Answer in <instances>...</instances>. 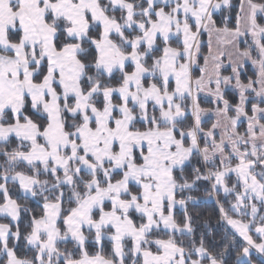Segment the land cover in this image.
Wrapping results in <instances>:
<instances>
[{
	"label": "snow or ice",
	"instance_id": "obj_1",
	"mask_svg": "<svg viewBox=\"0 0 264 264\" xmlns=\"http://www.w3.org/2000/svg\"><path fill=\"white\" fill-rule=\"evenodd\" d=\"M230 7L231 0H0V217L8 220L0 222V264H228L233 253L235 264H256L253 253L264 264V107L246 110L249 92L264 103V2L240 0L235 28L217 27L213 13ZM202 31L210 54L213 34L234 50L232 75H221V51L211 55V72L205 56L202 75L192 78ZM245 61L258 69L247 83ZM222 85L237 90L238 103L225 99ZM201 92L223 104L214 110L226 122L219 141V119L202 127L210 110L201 108ZM241 117L244 133L236 130ZM203 183L232 233L219 252L203 236L187 247L178 238L193 236L188 204ZM29 198L38 214L19 202ZM21 240L32 256L17 254Z\"/></svg>",
	"mask_w": 264,
	"mask_h": 264
},
{
	"label": "trees",
	"instance_id": "obj_2",
	"mask_svg": "<svg viewBox=\"0 0 264 264\" xmlns=\"http://www.w3.org/2000/svg\"><path fill=\"white\" fill-rule=\"evenodd\" d=\"M257 2H264V0H257ZM239 3L240 0H231V7L230 8H222L217 14H213V18L215 22L217 23V27H224L225 25L228 28H235L236 26V15L239 10ZM119 15V13H117ZM225 17H227V20H225ZM258 22L264 24V18L258 17ZM201 39L204 40L205 36H201ZM250 42V40H249ZM176 45V42L174 43ZM239 47L241 50H243L246 45L244 43V39L239 43ZM206 46L203 44L201 46V56L198 59V65L203 64V55L206 54ZM256 53L253 50V56H255ZM198 70L193 71V75H197ZM118 75V74H117ZM255 74L251 70L250 65L245 64L244 65V71L240 75V79L242 82L247 83L248 79H255ZM250 98L253 96L252 93L247 94ZM225 99H228L229 102L233 105L238 103V96L234 94L231 91H225L224 92ZM199 104L201 108H211L216 109L217 107H221L220 103H211L208 101H204L202 99H199ZM190 104V101H188ZM252 103H260L261 107H264V103H261L260 100H253L250 99L248 104L246 105V110L249 112V115H251V104ZM229 115H235L233 111L229 112ZM192 118L189 114L186 123H191ZM213 120L208 119L203 122L202 127L207 130L211 126ZM139 126V125H138ZM246 129V121L240 120V123L237 124V131L244 133ZM201 146H203V138L201 137ZM9 147H15V140L12 141V144ZM3 160V157H0V161ZM235 162V161H234ZM192 165L199 166L203 169L202 163L199 161V157H193ZM260 169L257 168V171ZM191 171V165L188 166L185 169V173L188 174ZM178 175V174H177ZM229 185H231L233 182H235L234 175L231 176L228 181ZM208 187L207 183L200 184L198 189L194 190L191 194L198 196L199 200L196 203L190 202L188 204V212L192 216V226L194 228V233L192 237L183 236L178 238L182 239L184 241V245L187 247L190 245L192 240L196 242V244H199L201 236L204 238L205 245L213 252H219L224 245L228 242V240L232 239V233L229 231L228 233H225L223 223L220 221V214L219 210L216 204V200L214 197L206 196L205 195V189ZM13 198H18L17 192L13 191ZM179 198V197H178ZM221 201L225 204V207H228V201L231 199V197L225 198L223 196V193H220ZM19 202L21 204H26L28 208L32 209L34 213L38 214L40 212L39 203L33 199H20ZM175 217L178 222H183V210L177 206L175 209ZM231 214V213H230ZM264 214V208L261 209V213ZM22 220H21V231H26V224L28 221V215L26 213L22 212ZM247 219V217H245ZM1 221L7 222L8 220L4 218H0ZM205 221H207V224H205ZM254 238L255 235H254ZM238 241V238H237ZM88 250L90 253L94 252L96 249L92 245L91 241H89ZM104 251L107 254L110 251V245L107 240L104 241ZM17 254L20 256H32V252L28 251L23 246V240L20 242V246L17 249ZM253 260L256 261V264H260L259 256L253 253ZM204 263H207L205 261ZM228 264H235V256L234 253L231 257L228 258Z\"/></svg>",
	"mask_w": 264,
	"mask_h": 264
},
{
	"label": "rangeland",
	"instance_id": "obj_3",
	"mask_svg": "<svg viewBox=\"0 0 264 264\" xmlns=\"http://www.w3.org/2000/svg\"><path fill=\"white\" fill-rule=\"evenodd\" d=\"M240 4V3H239ZM218 13V12H217ZM216 13V14H217ZM214 19V18H213ZM215 21V20H214ZM216 26H217V23H216ZM201 34H205V33H203V31H202V33ZM200 34V37H199V39L201 40V44H200V50H201V46L205 43V41L204 40H202L201 39V35ZM206 34H207V41H208V55L207 56H209L210 57V59H209V65H208V69H207V71L208 72H211L212 71V64H213V61L211 60V55H218L221 51H223L224 53H225V55H223V56H221L220 57V60H221V62H222V64H221V69H220V72H221V75L223 76V75H232V66H231V63H230V61H229V58H228V55H227V53L228 52H230V51H234L230 46H228V45H225V44H222V43H219L218 42V39H217V37H216V35L215 34H213L212 36H211V54H210V52H209V39H210V37H209V34L206 32ZM249 40H250V37L248 38ZM203 41V42H202ZM242 41V40H241ZM240 41V42H241ZM239 42V43H240ZM173 43V46H176L174 43H175V41H173L172 42ZM204 55H206V54H204ZM203 55V56H204ZM201 56V51L199 52V54H198V56H197V58H199ZM204 58V57H203ZM234 58V57H233ZM248 65H250V63H247ZM203 65V64H202ZM194 66V67H193ZM192 67H191V69H190V71H191V75H192V78L194 77V79H196V78H198V77H200L201 75H202V73H201V71L198 69V66H200L199 68L201 69V65H198V62H196V64L195 65H193ZM204 66H205V62H204ZM250 68H251V65H250ZM195 70H198V74L197 75H193V71H195ZM251 70H252V68H251ZM244 71V67H242L241 69H240V73H242ZM200 72V73H199ZM255 76H256V74H255ZM255 79H256V77H255ZM254 79V80H255ZM212 87L214 88L215 87V85L213 84L212 85ZM230 87H232V86H223L222 85V91H223V93L225 92V91H231V92H233L234 94H236L237 96H238V92H237V90H235L234 88H230ZM249 93H252V92H249ZM252 97L250 98L249 97V100L250 99H253V100H256L257 98L255 97V94L254 93H252ZM238 98H239V96H238ZM199 99H202V100H204V101H208V102H211V103H220L221 104V107H223V104H222V102H217L216 100H215V98L213 97V96H211L209 93H207V92H201L200 94H199V96H198V100ZM239 100V99H238ZM204 109H208V110H210V111H208V112H206V113H204V114H202V117H201V119H202V124H203V122L204 121H206V120H208V119H212L213 120V118H212V114H215L214 113V110L215 109H211V108H208V107H206V108H204ZM234 112V111H233ZM210 113H211V115H210ZM223 120V118H220L219 119V121L220 120ZM240 120H246V119H243V117H241V119ZM214 121V120H213ZM224 123H225V121L223 120V121H220V127H217L216 129H220L221 127H224ZM239 123H240V121H239ZM212 124H213V122H212ZM212 124H211V126H212ZM211 126L209 127V128H211ZM218 136V135H217ZM219 140V139H218ZM227 150V149H226ZM21 168H23V165H21ZM44 178H46V177H41V179H44ZM1 218V217H0ZM0 222H3V221H1L0 220ZM8 222V221H7ZM4 223H6V222H4ZM10 245H11V241H10ZM67 247H69V248H72L73 247V245H71V244H69ZM204 264H207V263H204Z\"/></svg>",
	"mask_w": 264,
	"mask_h": 264
},
{
	"label": "crops",
	"instance_id": "obj_4",
	"mask_svg": "<svg viewBox=\"0 0 264 264\" xmlns=\"http://www.w3.org/2000/svg\"><path fill=\"white\" fill-rule=\"evenodd\" d=\"M221 10V9H220ZM220 10H218V11H215L213 14H216L217 12H219ZM203 33H205V34H201L202 36L204 35L205 36V39H204V41H205V43H204V45L206 46V55H204L203 57H205V56H207L208 55V41H207V34H206V32H204L203 31ZM244 38H241L240 39V41L241 40H243ZM201 41V40H200ZM203 42V41H202ZM198 59L199 58H197V62H198ZM204 58H203V65H201V68H203L204 67ZM247 63H250V65H251V68H252V71L254 72V74H256L257 75V71H258V69L255 67V66H253L252 64H251V62L250 61H245V63H244V65L245 64H247ZM244 65H243V67H244ZM194 67V66H193ZM200 66H198V69L200 70V68H199ZM200 73V72H199ZM193 79H194V77H193ZM248 82V81H247ZM233 84L235 83V81L233 80V82H232ZM231 86V85H230ZM255 87H259V85H255ZM230 88H233V87H230ZM248 94V93H247ZM239 96V95H238ZM239 99V98H238ZM256 100H260L259 98H257ZM238 102H239V100H238ZM215 113V112H214ZM210 115H211V113H210ZM212 118H213V123H216L217 122V120L218 119H220V118H218L217 116H216V114H212ZM243 119H245V118H243ZM220 121H223L222 119L220 120ZM246 121V129H247V120H245ZM262 123H264V120H262L261 121ZM226 123V122H225ZM224 123V124H225ZM246 129H245V131H246ZM224 131H225V129H224V127H221L220 129H215L214 130V137H215V139L217 140V141H219L220 140V138H221V135L222 134H224ZM218 135V136H217ZM219 139V140H218ZM254 254H256V253H254ZM256 255H258V254H256Z\"/></svg>",
	"mask_w": 264,
	"mask_h": 264
}]
</instances>
